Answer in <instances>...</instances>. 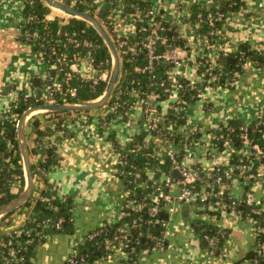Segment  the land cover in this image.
Listing matches in <instances>:
<instances>
[{
  "label": "built area",
  "instance_id": "1",
  "mask_svg": "<svg viewBox=\"0 0 264 264\" xmlns=\"http://www.w3.org/2000/svg\"><path fill=\"white\" fill-rule=\"evenodd\" d=\"M22 4L24 0H21ZM65 2L66 0H61ZM71 1V0H69ZM75 4H81L88 9L93 8L92 0H73ZM138 1V0H136ZM66 3V2H65ZM32 4V2H31ZM70 5V4H68ZM71 6V5H70ZM74 7V6H73ZM219 7V6H218ZM216 7V9H218ZM136 12L128 14L125 12V4H121L118 15L108 13L103 18L105 25L111 27L112 32L115 34L116 40L111 37L122 65V57L132 54L133 59L139 55L137 47L147 51V64L144 67H138L136 70L139 73L154 72V63L162 60L169 63L172 66L171 72L167 79H163L159 82L160 87L165 88L168 92L167 100H161L159 95L155 92H150L147 95L143 94L141 87L133 89L128 92V100H123L125 94L123 90L118 91L115 96L113 92L108 99L105 106L100 109L88 111V112H69L68 115H62V119L65 120L67 126L66 130L58 131L55 135L51 136L53 141H58L59 138H64L65 133H72L74 127L80 126V129L86 128L89 123L97 124L98 130L103 138L108 139L110 134H114L115 139L121 146L120 151H125L127 144H133L136 137L141 133H146V138L143 141L145 148L150 149L143 156L146 160H153L155 162L163 163V160L167 159L170 163L169 174H166L164 169L154 165L153 167L145 170V180L142 182L140 188L152 190L153 193L150 197L151 202L147 203L145 198L143 201L130 200L127 205L135 207L140 210L144 207H148L151 216L156 217L160 212V208L164 209L168 213V220L160 221L159 219H150L151 223H159L165 227L166 232L171 221V217L176 212V205H180L182 209L189 211L194 217L204 215L206 219H218L224 215H230L239 221H250L255 228L257 238L264 235V207L254 205L252 199L247 198L246 202L251 207L250 211H244L240 209L243 199H240L233 193V186L238 181L244 183L246 180H252L257 177V172H264V152L258 149L252 144L250 135L255 132H262L260 127H264L263 116L257 117L255 124L253 120L251 123H240L237 127L231 125L229 122L222 124L214 129L208 131L209 138L203 139L202 133L198 126L191 125L189 112L193 110L196 102L202 98V88L211 87L210 83H217L219 75H209L211 78L206 80V75L200 72V69L205 62L210 70L218 66L219 52L215 50V46H210V40L207 36H197L198 28L203 21V15L197 16V22L193 28L195 32V40L198 41L201 48L198 54H195L193 50V44L189 40L182 37L185 41L184 47H177L172 44H166L167 40L163 39L160 33L165 32L166 28L163 26V21L153 15L151 9L141 11L135 6ZM89 12L90 11H85ZM59 15L49 14L46 18V22H52L59 20L57 29H51L50 26L44 24L45 34L40 33L37 30L31 32V30H23L24 26H29L36 20V17H25L22 15L20 18V37L26 44L33 45L39 42L41 43V51H34V55L46 65L47 69L43 74V79H40L39 91H32L33 82L29 81L26 97H40L43 104H67V103H79L74 101L78 90L70 86L73 79H81L82 82L91 83L92 88L95 89L103 81H109L111 71L100 72L104 63H100L98 66L95 64L94 54L99 49V46L94 44L88 38H78L73 35H69L61 31V28L68 23V20L72 17L58 12ZM101 13V12H100ZM101 20L95 12L91 13ZM117 16V19H115ZM191 15H189L190 17ZM224 15L220 11H216L214 14L208 13L206 20L213 26L215 21H222ZM114 19L117 23H114ZM128 19V20H127ZM131 27L132 32L129 35L125 34L122 25ZM102 23V22H101ZM119 23V24H118ZM121 24V25H120ZM104 28L106 26L102 23ZM141 32H147L145 39L141 42L131 43L132 37L136 36L137 29ZM108 32V30H107ZM109 33V32H108ZM218 31H212L210 36H217ZM158 42L165 45L163 52H157ZM68 47L74 49V53L70 54ZM209 49L206 51L205 49ZM226 55V54H225ZM192 68L195 71V77H189L187 69ZM222 68V66H219ZM121 75V70H120ZM120 75L116 85L120 80ZM240 75L236 73L234 78H227L226 83L236 84ZM155 76H152V80L149 82V87H153ZM207 82V83H206ZM169 83V84H168ZM115 85V87H116ZM114 87V89H115ZM22 89V90H24ZM31 89V90H29ZM22 90L13 89L15 98L13 105L7 109V112L0 115V126L3 121L10 120L16 122L18 127L20 119L14 113L16 102L22 94ZM114 91V90H113ZM197 91L196 97L193 93ZM105 94V92H104ZM102 97V96H101ZM191 98L190 100L187 99ZM100 98V97H99ZM196 98L195 101H192ZM168 101V108L166 112H159L156 110V103ZM128 109L127 104L131 103ZM33 107V106H32ZM140 107L141 116L135 121L134 109ZM212 109V104L205 103L204 109ZM31 108V107H30ZM29 108V109H30ZM202 109V108H201ZM43 112V111H39ZM39 112H34L28 117V123L34 117L38 116ZM49 112H43L41 114L47 115ZM68 113V112H67ZM74 115V118L70 116ZM155 115V118L152 117ZM171 117V119H170ZM96 118V120H95ZM184 120V121H183ZM50 121L49 127L54 130L56 118ZM226 131V134L223 133ZM0 132H2L0 130ZM237 134L240 141L243 143V147L237 149L232 141L229 139L230 135ZM50 138V139H51ZM52 141V140H51ZM219 144L223 145V148ZM9 149L13 146L8 143ZM52 145H54L52 143ZM30 149V148H29ZM139 147H134L132 152L139 153ZM115 150V158L117 162H124L125 154L123 152ZM198 150V151H197ZM197 151V153H196ZM194 155L200 157L203 155L206 159L217 160L223 156L230 159L229 166H223L222 164H215L211 168H203L200 164H188L185 159H190ZM237 157L238 162L232 163V160ZM38 161L37 176L34 179V190L31 199L29 200V206L25 208H19L15 213H27L25 223L20 226L12 225V217L6 218L5 230L0 234V248H7L8 256L3 257L4 264H11L21 262L16 258V248L13 247V243L19 244V236L22 231L18 228L24 227L34 216L33 206L35 200L40 196L41 176L46 174V169L39 167L41 162L40 155H37ZM258 161V166L255 168L254 163ZM32 162V161H31ZM23 163V161H22ZM33 165V164H32ZM179 172L180 179L173 177V171ZM25 187L27 186V177L24 170ZM141 172V171H140ZM137 170V175L141 174ZM118 175L123 174L117 171ZM129 175L133 177V172L129 171ZM161 174V177L159 176ZM134 181V180H133ZM132 180L129 183H133ZM40 186V187H39ZM17 188L19 192L20 182H16L12 189ZM24 191V190H23ZM15 193V192H14ZM137 196L136 190L131 192ZM4 194L0 191V199ZM252 215L259 216L260 222ZM4 217V216H3ZM2 218H0L1 221ZM118 219V218H117ZM116 219L111 222H115ZM62 220L58 223L60 226ZM139 222L135 220L129 228H122L121 232L127 236L131 229L138 228ZM27 235L31 234L30 230H27ZM6 235L9 238L8 242H5L1 237ZM150 237V236H149ZM206 246L211 254L218 255V240L210 235L204 237ZM80 244V243H79ZM111 242L108 243V248L112 249ZM144 251H149L144 250ZM155 252H164L165 248L162 243H158L154 248ZM257 257L250 261V264H264V243L257 244ZM77 255V251L67 260L69 264H76L74 257ZM33 264V263H32Z\"/></svg>",
  "mask_w": 264,
  "mask_h": 264
},
{
  "label": "crops",
  "instance_id": "2",
  "mask_svg": "<svg viewBox=\"0 0 264 264\" xmlns=\"http://www.w3.org/2000/svg\"><path fill=\"white\" fill-rule=\"evenodd\" d=\"M145 1L155 17L175 27L182 37L192 42L195 54L200 52L201 48L195 40V32L188 19L195 6L218 7L213 0ZM238 1L240 8L228 10L226 14V22L219 31L220 37L215 46L216 52L235 53L242 46L264 52V0ZM92 3L96 15L106 10L118 15L124 0H92ZM22 8L21 0H0V115H4L13 105V89L28 87L29 81L33 82L36 77L42 81L47 69L19 39ZM50 14L59 15L55 10ZM115 19L114 23H117ZM122 26L125 34L132 32L127 21ZM187 74L190 78L196 75L192 68L187 69ZM37 90L39 91L32 86V91L38 92ZM206 102L212 104V109H204ZM155 108L159 112H166L168 101L157 102ZM133 113L134 120L137 121L141 116L140 107L135 108ZM189 115L191 125L199 127L205 140L209 138V130L230 120L251 123L259 116L264 117V64L257 66L255 61L247 59L236 84L225 83L223 87L214 89L203 87L202 98L196 102ZM37 117L42 122V129L49 127L50 121L45 114ZM70 117L74 118V115ZM73 130L71 137L62 138L61 141H53L51 138L57 147L58 159L47 172L46 178L50 189L57 191L58 196L73 198L74 233L50 235L36 247L33 264H65L92 230L119 218L127 203L128 192L117 173L113 142L103 138L96 123H89L84 130L80 126ZM33 139L32 135V146ZM30 146L29 143V148ZM31 161L34 164L38 162L36 157ZM185 162L201 164L205 169L217 163L229 166L230 159L223 156L211 160L203 155L198 158L194 155L185 159ZM42 188L43 183L40 190ZM17 191L15 188L14 192ZM233 193L240 199L250 198L254 205L264 207V172H257L256 178L244 183L237 181L233 186ZM175 208L176 212L171 217L166 232L168 247L164 252L142 251L133 263H128L127 255L118 249L95 264H250L246 256L256 250L258 242L252 222H242L230 215L213 220L206 219L204 215L194 217L188 210L189 216L185 217L186 209H182L180 205ZM26 218L27 213H15L12 225H23ZM192 218L204 220L224 232L225 239L218 255L211 254L203 245L205 242L195 234ZM4 226L5 223L0 221V234L4 232Z\"/></svg>",
  "mask_w": 264,
  "mask_h": 264
},
{
  "label": "trees",
  "instance_id": "3",
  "mask_svg": "<svg viewBox=\"0 0 264 264\" xmlns=\"http://www.w3.org/2000/svg\"><path fill=\"white\" fill-rule=\"evenodd\" d=\"M216 5H218V9L216 8H201L199 6L193 7L192 13L188 21L190 25L194 27L197 22V16L199 14L203 15V21L201 22L197 36H207L210 40V46L212 48L217 45L219 34L217 36H210L212 31H220L223 24L226 22V14L228 10H237L240 8V2L238 0H213ZM32 2V4H31ZM69 4V0L65 1ZM125 4V12L128 14H133L136 12L135 6H137L142 12L149 9V4L147 1L143 0H124ZM81 5L77 4L76 9L85 12L90 11L94 13V9H84L79 7ZM52 9L48 7L42 0H24L23 1V15L25 17H36V20L32 22L29 26H24L23 30H34L39 31L42 34H45L44 24L51 27V29H57L59 20H55L52 22H46L45 18L51 13ZM216 11H220L224 17L222 21H215L214 25L211 26L206 20L207 14H214ZM109 13V10L101 11L98 14L99 19L105 25V21L103 20ZM106 26V25H105ZM163 26L166 28L165 32L160 33L161 37L167 40L166 44H172L177 47H184L185 41L181 38L180 33L173 26L163 23ZM109 34L116 40L115 34L112 32L111 27L106 26ZM20 30V34L21 31ZM62 32H65L69 35L76 36L78 38H88L94 44L99 46V49L94 54L95 64L98 66L100 63H104L100 72L111 71L112 68V57L111 54L106 47L105 43L96 32V30L88 25L87 23L78 20L76 18H70L68 23L61 28ZM147 32H141L138 28L136 31V36L130 38L131 43L135 44L136 42H141L145 39ZM20 41L23 42L26 46L34 51H41V43H35L32 46L26 44L25 41L19 37ZM165 45L161 42H158L157 52H163L165 50ZM139 55L133 59L132 54L125 55L122 57V65H121V75L118 84L116 85L113 96L120 91H124L123 100H128L129 96H127L128 92L141 87L143 90V94L147 95L150 92H155L159 95L161 100H167L168 92H166L165 88L160 87L159 82L163 79H167L168 75L171 72L172 66L162 60L156 61L154 63V72L153 74L139 73L136 68L144 67L147 64V51L142 49L141 47H137ZM210 49V48H209ZM209 49H205L209 51ZM70 54L74 53V49L72 47H68ZM247 59H251L255 61L258 65L264 64V52L258 50H250L246 46H242L235 53H227L220 51L218 57V66L212 70H210V66L204 62L200 72L206 75V80L210 79L211 75H219V81L217 83H210L212 86L223 87L226 83L227 78H234V75L238 73L242 75L243 67L245 61ZM222 66V68H219ZM155 76L153 80V87H149V82L152 80V76ZM207 83V82H206ZM108 80L101 82L94 88H92L91 83L82 82L81 79L75 78L70 83V86L76 88L78 90L77 96L74 101L77 102H87L98 99L99 97L104 95V92L107 88ZM169 84V83H168ZM22 94L16 102V107L14 108V113L18 119H20L24 112H26L30 107L36 105H42L40 97H26L27 90H22ZM197 91L193 93V96L196 97ZM190 100L191 98H188ZM196 98H193L192 101H195ZM131 103L127 104L125 109H128ZM208 109V107L206 108ZM68 113H47V120H52L56 118L55 129L52 130L50 127L41 128L42 122L38 117H34L28 126L31 125L33 139V146L30 147V155L31 160L37 155H40V164L39 167L46 169V174L41 176L39 181L44 184V188L40 191V196L35 200L33 206L34 216L33 218L21 228H18L22 231L19 236V244L13 243V247L16 248V258L21 260V262L11 263V264H32L33 257L35 253V249L39 244H42L47 240V238L54 233H62L65 235H72L74 233V200L70 196H58L57 191L50 189L48 185V181L46 178L47 172L49 169L55 164L58 159L57 147L52 145L51 136L55 135L56 132H60L62 130H66L67 126L65 124V120L62 119V115H68ZM171 119V117H170ZM184 121V120H183ZM264 122V118L262 119ZM256 120L253 122L255 124ZM229 123L235 127L242 122H238L236 120H230ZM16 122H12L10 120L3 121V124L0 126V191L4 194V196L0 199V208L8 203L12 202L16 198H18L25 187L24 180V171H23V163L22 156L18 143V127H16ZM262 132H255L250 135L252 140V144L256 146L259 150L261 149L264 152V127H260ZM223 133L226 134V131L223 130ZM72 134L65 133V137H71ZM146 133L141 132L133 144H127L125 151H120L121 146L118 144L117 140L114 137V134H110L108 139L113 142L114 147L117 151L123 152L125 154L124 162H117V169L119 172L123 174L119 175V178L124 182L126 190L128 192L127 203L130 200L135 201H143L147 198L146 202L153 204L151 199L148 198L152 195L153 191L145 188H140L142 182L145 180V170L147 168L153 167L154 165L161 167L164 169L166 174H169L170 163L167 159L163 160V163L155 162L153 160H146L143 156L144 153L149 151L143 145V141L146 138ZM64 137V138H65ZM63 138V139H64ZM59 138L58 141L63 140ZM229 139L232 141L234 146L237 149L243 147V143L238 138L237 134L230 135ZM10 143L13 148L9 149ZM221 148H223L222 144H219ZM139 147V153L135 154L132 152L134 147ZM238 162V158L235 157L232 160L233 164ZM258 161H255L254 167L258 166ZM264 163V160H263ZM35 164L32 165L33 177L37 176V167H34ZM137 170L141 174L137 175ZM133 172V177L128 174V172ZM161 177V174H159ZM130 180H134L133 183H129ZM16 182H20V188L18 193L12 192L14 184ZM46 186V187H45ZM136 190L138 193L137 196L133 195L131 192ZM125 204L122 209L121 216L116 219L115 222L107 221L102 226L92 230L86 238L78 245L77 247V255L74 257L76 264H95L98 261L105 259L113 254L115 250L120 249L121 252L127 255V262L133 263L137 255L144 251L150 250L151 252L157 246L158 243H162L165 250L168 247L167 239H166V229L159 223H151L150 219L160 221L168 220V213L160 208V212L156 217L150 215L148 207H144L143 209H136L135 207L128 206ZM30 202H26L21 208H25L29 206ZM240 209L244 211H250L251 207L246 202V198H244ZM16 211L5 215L2 217L1 222H3L6 218H9ZM259 222L261 218L259 216L252 215ZM61 222L60 226L58 223ZM137 220L139 222V227L136 229H131L130 233L127 236L123 235L121 232L122 228H129L130 225ZM192 227L195 231V234L199 237L202 242H205V235H210L218 240V252L220 251V246L225 239V234L223 231H220L216 227L207 224L204 220H200L197 218H192L191 220ZM27 230L31 231L30 235H27ZM150 236V237H149ZM5 242L9 241V238L6 235L1 237ZM111 242L112 249L108 248V243ZM264 243V235L258 238L257 244ZM207 247V246H206ZM208 248V247H207ZM7 248H0V264H4L3 257L8 256ZM149 251V252H150ZM257 251L250 252L246 259L251 261L255 257H257ZM125 260V259H124ZM65 264H69L66 262Z\"/></svg>",
  "mask_w": 264,
  "mask_h": 264
},
{
  "label": "water",
  "instance_id": "4",
  "mask_svg": "<svg viewBox=\"0 0 264 264\" xmlns=\"http://www.w3.org/2000/svg\"><path fill=\"white\" fill-rule=\"evenodd\" d=\"M42 1L52 10L61 12L72 18L81 20L96 30V32L99 34V36L101 37V39L103 40V42L105 43L106 47L108 48L111 54V57H112L111 74L109 77L107 88L105 90V94L96 100L87 101V102H79V103L36 105V106L31 107L30 109H28L26 112L23 113L22 117L20 118L19 124H18V143H19V148H20V152L22 156L24 170L26 172L27 186L18 198H16L12 202L0 208V218L22 207L26 202H28L31 199L33 195L34 179H33L29 143H28L27 132H26L28 117L32 113L39 112V111L51 112V113H67V112H88V111H93V110L102 108L108 102V99L110 98L114 90V87L118 81L120 70H121V62H120V58L117 53L116 47L109 33L107 32V30L104 28V26L102 25V23L98 20L96 16H94L93 14L89 12H82L73 6H70L67 3L62 2L61 0H42ZM33 85L35 88H39L40 78L38 77L34 78ZM152 117L155 118V115H152ZM173 177H175L176 179H180L179 172L174 170ZM184 215L185 217L189 216V213L187 210L184 211ZM203 245L206 246L205 243Z\"/></svg>",
  "mask_w": 264,
  "mask_h": 264
},
{
  "label": "rangeland",
  "instance_id": "5",
  "mask_svg": "<svg viewBox=\"0 0 264 264\" xmlns=\"http://www.w3.org/2000/svg\"><path fill=\"white\" fill-rule=\"evenodd\" d=\"M69 4L71 5V6H74V7H76L77 5L75 4V2L73 1V0H71V1H69ZM81 5V4H80ZM79 7H82V8H84V9H88L86 6H84V5H81V6H79ZM61 13V12H60ZM33 88H35L34 86H33ZM166 104H165V108H166ZM40 113H43V112H39L38 113V115H40ZM27 138H28V141H29V143H30V147H32V128H31V125L30 126H28L27 127ZM32 164H34V162L32 163ZM34 167H36V164H35V166Z\"/></svg>",
  "mask_w": 264,
  "mask_h": 264
}]
</instances>
